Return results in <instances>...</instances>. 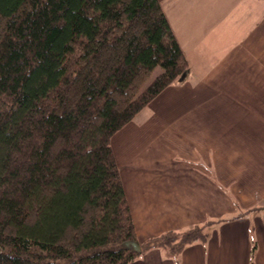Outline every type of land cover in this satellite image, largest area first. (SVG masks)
I'll return each instance as SVG.
<instances>
[{
	"label": "trees",
	"instance_id": "trees-1",
	"mask_svg": "<svg viewBox=\"0 0 264 264\" xmlns=\"http://www.w3.org/2000/svg\"><path fill=\"white\" fill-rule=\"evenodd\" d=\"M187 68L158 0H0V264H125L140 253L126 241L172 257L206 241L212 219L137 241L110 143Z\"/></svg>",
	"mask_w": 264,
	"mask_h": 264
},
{
	"label": "crops",
	"instance_id": "crops-1",
	"mask_svg": "<svg viewBox=\"0 0 264 264\" xmlns=\"http://www.w3.org/2000/svg\"><path fill=\"white\" fill-rule=\"evenodd\" d=\"M158 1L187 73L111 148L138 242L214 222L177 257L151 248L125 264H264V0Z\"/></svg>",
	"mask_w": 264,
	"mask_h": 264
},
{
	"label": "water",
	"instance_id": "water-1",
	"mask_svg": "<svg viewBox=\"0 0 264 264\" xmlns=\"http://www.w3.org/2000/svg\"><path fill=\"white\" fill-rule=\"evenodd\" d=\"M124 247H128L133 249L136 252H140L141 251V247L139 245V243L135 242V241H126L123 243Z\"/></svg>",
	"mask_w": 264,
	"mask_h": 264
},
{
	"label": "rangeland",
	"instance_id": "rangeland-1",
	"mask_svg": "<svg viewBox=\"0 0 264 264\" xmlns=\"http://www.w3.org/2000/svg\"><path fill=\"white\" fill-rule=\"evenodd\" d=\"M160 72V67L156 66L153 71L150 73L149 77L146 79L145 83H148L154 76H156Z\"/></svg>",
	"mask_w": 264,
	"mask_h": 264
}]
</instances>
